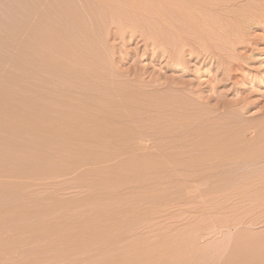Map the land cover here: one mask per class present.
I'll return each instance as SVG.
<instances>
[{
  "label": "rangeland",
  "instance_id": "obj_1",
  "mask_svg": "<svg viewBox=\"0 0 264 264\" xmlns=\"http://www.w3.org/2000/svg\"><path fill=\"white\" fill-rule=\"evenodd\" d=\"M0 264H264V0H0Z\"/></svg>",
  "mask_w": 264,
  "mask_h": 264
}]
</instances>
